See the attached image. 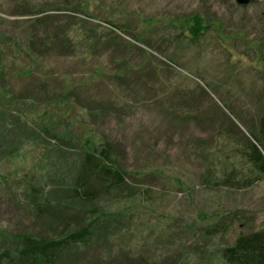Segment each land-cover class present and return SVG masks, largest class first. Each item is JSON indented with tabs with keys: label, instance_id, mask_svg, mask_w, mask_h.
<instances>
[{
	"label": "rangeland",
	"instance_id": "rangeland-1",
	"mask_svg": "<svg viewBox=\"0 0 264 264\" xmlns=\"http://www.w3.org/2000/svg\"><path fill=\"white\" fill-rule=\"evenodd\" d=\"M252 1L0 0V264L24 235L89 225L55 264H221L264 230L244 157L264 117ZM195 15L209 29L193 39ZM85 140L126 174L91 201L74 193Z\"/></svg>",
	"mask_w": 264,
	"mask_h": 264
},
{
	"label": "trees",
	"instance_id": "trees-1",
	"mask_svg": "<svg viewBox=\"0 0 264 264\" xmlns=\"http://www.w3.org/2000/svg\"><path fill=\"white\" fill-rule=\"evenodd\" d=\"M251 2H253L251 0ZM188 21V31L192 38H197L202 31L209 29L203 25L200 16L195 15ZM253 140L246 142V158L251 169L258 176H264V117L259 121L258 137L253 134ZM85 140L86 152L80 165V173L75 181V197L83 201L94 200L100 191L107 192L121 189L125 185L126 174L117 169L111 161L107 147L89 146ZM232 180L226 178L225 183ZM91 226L79 228L66 238L36 239L24 235L20 239V247L16 250L19 264H55L59 254L69 245L85 244L91 238ZM10 258L9 254H3ZM221 264H264V230L240 235L233 245L221 252Z\"/></svg>",
	"mask_w": 264,
	"mask_h": 264
},
{
	"label": "water",
	"instance_id": "water-1",
	"mask_svg": "<svg viewBox=\"0 0 264 264\" xmlns=\"http://www.w3.org/2000/svg\"><path fill=\"white\" fill-rule=\"evenodd\" d=\"M235 2L240 6H246L250 3V0H235Z\"/></svg>",
	"mask_w": 264,
	"mask_h": 264
}]
</instances>
